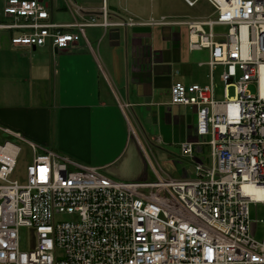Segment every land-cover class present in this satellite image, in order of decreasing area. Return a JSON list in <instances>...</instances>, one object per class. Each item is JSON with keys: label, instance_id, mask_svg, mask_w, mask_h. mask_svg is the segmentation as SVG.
Here are the masks:
<instances>
[{"label": "built area", "instance_id": "1", "mask_svg": "<svg viewBox=\"0 0 264 264\" xmlns=\"http://www.w3.org/2000/svg\"><path fill=\"white\" fill-rule=\"evenodd\" d=\"M206 1L211 15L176 23L187 26L191 50H208L211 81L171 87L173 105L196 110V139L181 144L194 175L118 181L0 124V264H264V239L251 234L249 209L264 204V0ZM102 15L105 26L169 23H109ZM96 22L55 24L46 0H2L0 10V31L19 47L65 50ZM21 142L31 152L25 183L12 179ZM23 228L32 230L28 248Z\"/></svg>", "mask_w": 264, "mask_h": 264}, {"label": "crops", "instance_id": "2", "mask_svg": "<svg viewBox=\"0 0 264 264\" xmlns=\"http://www.w3.org/2000/svg\"><path fill=\"white\" fill-rule=\"evenodd\" d=\"M47 2L55 24L97 22L65 50L14 46L11 33L0 36V124L118 181L192 177L195 162L181 144L196 139V110L173 105L171 87L211 81L208 50H191L187 26L176 23L201 18L193 13L197 3ZM103 10L109 23H169L105 26Z\"/></svg>", "mask_w": 264, "mask_h": 264}, {"label": "rangeland", "instance_id": "3", "mask_svg": "<svg viewBox=\"0 0 264 264\" xmlns=\"http://www.w3.org/2000/svg\"><path fill=\"white\" fill-rule=\"evenodd\" d=\"M214 12L212 6L206 1V0H200L197 5L193 8V13L197 16V17H207L209 15H211ZM57 19L60 20L61 19V15H57ZM226 28L223 27H217L216 31H225ZM9 35L8 31H0V36H7ZM221 69L218 70V72L216 73V91H217V96L216 98L218 100H225V96H224V87L225 84L224 82L220 79V73H221ZM250 91L254 94L257 93V87L255 84L250 86ZM229 94L231 96L234 95V89L230 88L229 89ZM21 147H22V156L20 158V162H19V167L17 169V172L14 174V176H12V179H16L18 180L20 183H25L26 182V177H25V170H26V166L27 164L30 162L31 160V152L28 148V146L21 142L20 143ZM205 149V154L203 155V157L205 159H208L211 155V148L210 146L206 145L204 147ZM161 154V153H160ZM190 169V166H187ZM182 168H179V170L177 171L175 175V177L178 176V174L180 173ZM188 169V171H189ZM250 209V231L251 234L258 240V241H262L264 239V204L262 203H251L249 206ZM61 220H65L66 218L61 217L59 218ZM33 240V234H32V230L29 228H23L21 230V241H22V247L28 248L30 246V244L32 243Z\"/></svg>", "mask_w": 264, "mask_h": 264}, {"label": "bare ground", "instance_id": "4", "mask_svg": "<svg viewBox=\"0 0 264 264\" xmlns=\"http://www.w3.org/2000/svg\"><path fill=\"white\" fill-rule=\"evenodd\" d=\"M47 1V0H46ZM73 23V22H72Z\"/></svg>", "mask_w": 264, "mask_h": 264}]
</instances>
